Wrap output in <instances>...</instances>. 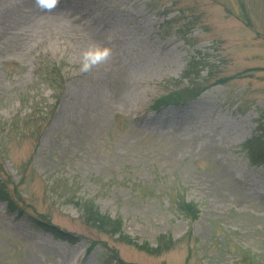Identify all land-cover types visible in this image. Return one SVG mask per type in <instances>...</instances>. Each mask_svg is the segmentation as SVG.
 <instances>
[{
    "label": "rangeland",
    "instance_id": "rangeland-1",
    "mask_svg": "<svg viewBox=\"0 0 264 264\" xmlns=\"http://www.w3.org/2000/svg\"><path fill=\"white\" fill-rule=\"evenodd\" d=\"M259 134L264 0H0V264H264Z\"/></svg>",
    "mask_w": 264,
    "mask_h": 264
},
{
    "label": "clouds",
    "instance_id": "clouds-1",
    "mask_svg": "<svg viewBox=\"0 0 264 264\" xmlns=\"http://www.w3.org/2000/svg\"><path fill=\"white\" fill-rule=\"evenodd\" d=\"M35 6L42 12L51 13L59 5L60 0H34ZM112 56V50L106 45L97 42H90L82 51L79 58V71L90 74L94 69L107 63Z\"/></svg>",
    "mask_w": 264,
    "mask_h": 264
},
{
    "label": "trees",
    "instance_id": "trees-1",
    "mask_svg": "<svg viewBox=\"0 0 264 264\" xmlns=\"http://www.w3.org/2000/svg\"><path fill=\"white\" fill-rule=\"evenodd\" d=\"M161 101H162V104L160 102L156 104L157 108H160V106H162V105H169V102H164L163 100H161ZM256 141L258 142V147H257L256 151L251 152V153L253 155H256V157L258 159L260 157L264 158V134H259V135H256L255 137H253V142H256ZM1 184H2V180H0V185ZM0 200L7 202V208L9 210H15L16 209V208H14V206L11 202L12 199L10 197H8L5 194V192L2 191L1 189H0ZM196 214H194V212H193L192 215H194V217H195ZM93 215H94L92 217L93 223L96 222L98 225H100L103 222V219L100 217V214L95 211ZM37 221L39 222L40 228L43 231L51 234L54 238L65 240V241H67L69 239L70 236L67 233H65L64 231L60 230L58 227H56V226H54L48 222H45V221H41V220H37Z\"/></svg>",
    "mask_w": 264,
    "mask_h": 264
}]
</instances>
